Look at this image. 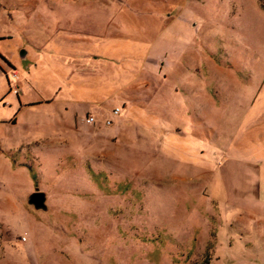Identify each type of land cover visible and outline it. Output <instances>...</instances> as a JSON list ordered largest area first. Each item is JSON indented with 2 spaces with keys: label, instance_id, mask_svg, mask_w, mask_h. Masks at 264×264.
<instances>
[{
  "label": "rangeland",
  "instance_id": "374dc122",
  "mask_svg": "<svg viewBox=\"0 0 264 264\" xmlns=\"http://www.w3.org/2000/svg\"><path fill=\"white\" fill-rule=\"evenodd\" d=\"M0 264H264V0H0Z\"/></svg>",
  "mask_w": 264,
  "mask_h": 264
},
{
  "label": "water",
  "instance_id": "95a60500",
  "mask_svg": "<svg viewBox=\"0 0 264 264\" xmlns=\"http://www.w3.org/2000/svg\"><path fill=\"white\" fill-rule=\"evenodd\" d=\"M29 204H32L36 209H43L47 208L46 205V195L42 191H35L30 195Z\"/></svg>",
  "mask_w": 264,
  "mask_h": 264
},
{
  "label": "built area",
  "instance_id": "2783aa9c",
  "mask_svg": "<svg viewBox=\"0 0 264 264\" xmlns=\"http://www.w3.org/2000/svg\"><path fill=\"white\" fill-rule=\"evenodd\" d=\"M115 111H117V110H115ZM92 119H93V117H90V118L88 119V121L90 122V121H92Z\"/></svg>",
  "mask_w": 264,
  "mask_h": 264
}]
</instances>
